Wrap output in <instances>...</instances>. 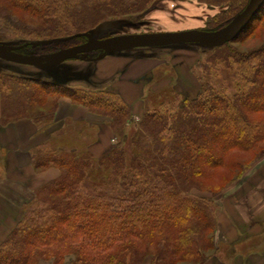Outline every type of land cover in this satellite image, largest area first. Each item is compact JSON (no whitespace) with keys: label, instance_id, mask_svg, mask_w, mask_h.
<instances>
[{"label":"trees","instance_id":"1","mask_svg":"<svg viewBox=\"0 0 264 264\" xmlns=\"http://www.w3.org/2000/svg\"><path fill=\"white\" fill-rule=\"evenodd\" d=\"M198 1L226 7L205 30L224 26L248 2ZM154 2L0 0V42L6 34L21 44L87 32L108 18L142 13ZM85 40L20 52L48 53ZM212 48L197 67L203 77L219 66L234 71L232 91L205 79L194 97L161 94L154 103L145 101L136 125L118 93L69 85L78 76L0 71L1 126L29 119L48 128L58 99L66 97L106 118L122 138L100 157L88 149L95 131L84 145L68 143L71 130L83 138L82 127L54 132L35 146V169L56 167L61 173L24 208L0 244V264H62L67 255L71 264H143L148 256L151 264H202L213 253L224 261L229 244L217 234L216 204L192 190L220 193L264 156V2L233 41Z\"/></svg>","mask_w":264,"mask_h":264},{"label":"rangeland","instance_id":"2","mask_svg":"<svg viewBox=\"0 0 264 264\" xmlns=\"http://www.w3.org/2000/svg\"><path fill=\"white\" fill-rule=\"evenodd\" d=\"M225 10V5H209L198 0H155V2L142 13L132 14L130 16L111 17L99 22L95 26L99 27V29L94 32V34L97 38H106L142 32H169L185 29H202L208 26V20L210 18ZM95 27L91 28L90 31H93ZM2 37L3 43L20 42L19 37L13 34H6ZM244 44L243 46H245ZM212 50V47L204 44L171 45L162 48H139L114 51L106 54L103 58L97 61L69 59L63 63H70V69L74 70H79V67L82 66L79 64L87 63L92 66L88 72L79 75H72L78 76L79 79L70 81L69 85L76 87L84 86L93 89H114L115 86L123 84V81H120L121 75L119 72L112 70L110 74L106 76V80L98 83L94 82L91 78L92 70L95 67L103 68L107 65L112 66L118 64V61L120 60V58H118L119 55H141L147 59L149 58L151 60L150 62H152V68L143 79L139 80L140 89L143 95L140 96L139 100L135 99L131 105H128L131 111L130 121L136 125L139 124L142 119L145 101L148 100L154 103L158 100V97L161 94L164 97L169 98H173L176 95L182 98H186V96L194 97L199 90L200 83L205 81V79L214 85H224L227 87L228 91L230 90L229 92H231L234 71L227 67L219 66L213 68L212 71L205 72V77H203L202 69L197 67L199 61H203V63L201 62L202 65L205 64ZM58 68V66L45 68L32 67L0 59V71L13 75L50 78L51 73L60 71ZM62 74L70 75L65 73ZM69 124L71 123L66 121V126ZM72 125L75 126V123ZM76 127L84 128L87 133L85 132V135L81 138V135H77V133H75L76 131L74 132L71 130V133L68 134L67 138L68 143L80 146L84 145L88 140L90 142V139L93 137L91 133H93L94 129H88L79 123H77L74 128ZM110 134L109 149L113 145L119 144L122 140V138L115 134L111 128ZM56 138L57 140L59 139L58 136L55 137V140ZM91 154L95 157L93 153ZM262 172H264V156L256 161L243 174L242 178L237 179L231 186L220 193L213 195L206 191L201 192L195 189L192 190V193L196 196L214 201L216 204L215 213L217 218L218 235H220L218 231L219 215L222 219L226 218L234 226V216H232V219L227 215L228 209L238 207V210L241 212H246V209H244L243 206L244 204H248L247 198L249 196H255L257 201L259 193L257 188H264V173ZM241 227L242 225L238 227V230H241ZM222 230H226V227H223ZM220 238L223 239L221 235ZM223 244H229V248L223 251L225 254L224 261H220L215 253L209 256L206 261L210 257L215 256L217 261H220L222 264H264V231L258 235L248 234L245 236H239L233 243L224 242ZM221 248L225 249L224 246H220L219 249ZM72 259L73 257L71 255H67L62 264H71ZM51 262L52 260L41 261L39 264H51ZM143 264H151V257H146Z\"/></svg>","mask_w":264,"mask_h":264},{"label":"crops","instance_id":"3","mask_svg":"<svg viewBox=\"0 0 264 264\" xmlns=\"http://www.w3.org/2000/svg\"><path fill=\"white\" fill-rule=\"evenodd\" d=\"M118 58H120L118 64L107 65L103 68L95 67L92 70L91 78L94 82L100 83L106 80V76L112 70L119 72L120 81H123V84L108 90L118 93L125 103L131 105L135 99L139 100L140 96L143 95L139 80L150 72L152 62L149 58L141 55H119ZM69 65L71 64H60L58 66L59 72L79 75L88 72L92 67L91 64L87 63L79 64L82 65L79 70H74L70 69L71 66ZM66 121L71 124L66 126ZM73 123L75 125L79 123L85 127H89L90 124L97 127L93 130L97 139L88 145V149L95 157H100L106 153L111 137L107 119L90 113L85 107L72 103L66 97L58 99L55 122L48 128H37L29 119L10 123L7 126L0 125V244L16 226L24 208L34 198L37 190L43 184L56 179L61 173L56 167L35 169L32 157L33 149L40 143L47 142L54 132L73 129L75 127L72 125ZM257 189L259 192L257 201L255 196H249L247 198L248 204L243 206L246 212H241L238 207L228 209L227 215L230 218L234 216V219L232 218L235 223L234 226L226 218L222 219L219 215L218 231L223 238L222 241L233 243L239 236L258 235L264 231V188ZM241 225L242 231L238 230ZM223 227H226V230L223 231ZM203 264L222 263L217 261L215 256H212Z\"/></svg>","mask_w":264,"mask_h":264},{"label":"water","instance_id":"4","mask_svg":"<svg viewBox=\"0 0 264 264\" xmlns=\"http://www.w3.org/2000/svg\"><path fill=\"white\" fill-rule=\"evenodd\" d=\"M263 2L264 0H248L246 6L238 14L227 24L216 30L185 29L169 32H142L97 38L94 32H96L99 27H95L93 31L24 42L21 44L0 42V59L17 64L45 68L59 66L69 59L97 61L108 53L128 49L162 48L171 45L185 44H204L210 47L221 46L236 38L261 8ZM77 37H85L86 40L48 53L34 54L20 52V50L26 46L36 48L52 43L66 42ZM95 52L99 53L93 55Z\"/></svg>","mask_w":264,"mask_h":264}]
</instances>
